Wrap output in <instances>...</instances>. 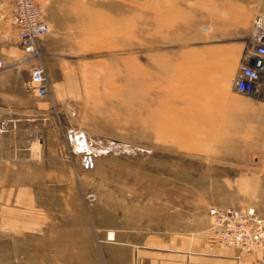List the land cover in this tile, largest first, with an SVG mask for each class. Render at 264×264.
Segmentation results:
<instances>
[{"label": "rangeland", "instance_id": "obj_1", "mask_svg": "<svg viewBox=\"0 0 264 264\" xmlns=\"http://www.w3.org/2000/svg\"><path fill=\"white\" fill-rule=\"evenodd\" d=\"M37 2L50 30L25 61L0 0V264L175 262L219 247L211 207L264 212V87L234 88L264 0Z\"/></svg>", "mask_w": 264, "mask_h": 264}, {"label": "built area", "instance_id": "obj_2", "mask_svg": "<svg viewBox=\"0 0 264 264\" xmlns=\"http://www.w3.org/2000/svg\"><path fill=\"white\" fill-rule=\"evenodd\" d=\"M9 18L17 32V44L24 52V60L38 59L40 51L38 40L45 36L50 27L40 16L37 0H7ZM251 46L241 56L238 71L234 77L237 92L254 95L264 87V15H257L250 30ZM32 63V62H31ZM5 63L0 59V68ZM28 86L38 97L50 92L44 69L32 63ZM0 119V131L4 128ZM77 130H69L68 139L76 144ZM83 133L78 136L82 137ZM86 139L80 147L83 150L85 169L94 166L92 155L87 150ZM210 214V238L222 248L234 249L240 253H250L264 248V212L255 207H218L213 206Z\"/></svg>", "mask_w": 264, "mask_h": 264}, {"label": "crops", "instance_id": "obj_3", "mask_svg": "<svg viewBox=\"0 0 264 264\" xmlns=\"http://www.w3.org/2000/svg\"><path fill=\"white\" fill-rule=\"evenodd\" d=\"M3 60V58H0ZM5 67L0 68V82H8V75L10 72ZM14 79L12 83L14 84ZM20 92H24L23 85H20ZM0 119H2L0 117ZM3 120V119H2ZM7 130V129H6ZM162 248H151L147 251L145 257L149 261V264H181L188 258L189 264H264V248L258 249L256 252L240 253L238 250L222 248V247H207L203 251H197L199 249L188 248V250L182 252V257L174 262L171 261L172 255H179L180 252H166L162 251ZM176 253V254H175ZM181 262V263H180Z\"/></svg>", "mask_w": 264, "mask_h": 264}, {"label": "bare ground", "instance_id": "obj_4", "mask_svg": "<svg viewBox=\"0 0 264 264\" xmlns=\"http://www.w3.org/2000/svg\"><path fill=\"white\" fill-rule=\"evenodd\" d=\"M80 132H81V131L77 132V136H76V138H75V141H76V144L79 146V148H80V150H81L82 147H80V146H81L82 143H83V139H84V141H85V139H86V142H87L88 137H87L86 133H84V134L82 135L83 138H81V136H78V134H79ZM81 133H82V132H81ZM87 150H88V149H87ZM250 253H251V252H250Z\"/></svg>", "mask_w": 264, "mask_h": 264}]
</instances>
